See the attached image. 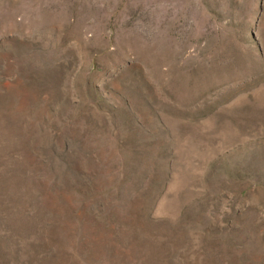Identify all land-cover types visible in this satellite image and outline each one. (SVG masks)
<instances>
[{"label":"rangeland","instance_id":"rangeland-1","mask_svg":"<svg viewBox=\"0 0 264 264\" xmlns=\"http://www.w3.org/2000/svg\"><path fill=\"white\" fill-rule=\"evenodd\" d=\"M0 264H264V0H0Z\"/></svg>","mask_w":264,"mask_h":264}]
</instances>
